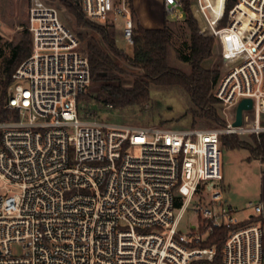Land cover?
<instances>
[{"label": "built area", "instance_id": "2783aa9c", "mask_svg": "<svg viewBox=\"0 0 264 264\" xmlns=\"http://www.w3.org/2000/svg\"><path fill=\"white\" fill-rule=\"evenodd\" d=\"M229 1L213 26L236 50L214 90L226 124L169 129L81 119L89 58L59 8L32 0L31 53L7 101L19 118L0 121V264H264V206L250 202L254 214L238 219L222 198L221 160L224 136L264 132V0H236L218 28ZM80 2L133 44L129 0ZM181 2L164 0L166 11ZM243 98L253 107L235 126ZM220 229L221 252L206 245Z\"/></svg>", "mask_w": 264, "mask_h": 264}, {"label": "trees", "instance_id": "16d2710c", "mask_svg": "<svg viewBox=\"0 0 264 264\" xmlns=\"http://www.w3.org/2000/svg\"><path fill=\"white\" fill-rule=\"evenodd\" d=\"M59 1L74 17L77 27H83L93 33H77L82 43L81 50L90 61L92 83L90 98L114 109L142 108L151 102L153 88L179 87L188 94L193 103L186 113L191 114L193 125L213 127L226 124L216 107L219 100L214 93L221 77L220 66L210 68L205 65V62L215 55L216 36L205 35L201 32L199 23L191 10V0L181 2L185 13L184 21L190 30V43L187 52L183 50L178 52L181 60L189 63V72L174 67L170 63L173 30L167 16L161 28H146L138 24L133 32V52L129 54L118 45V37L113 24L88 19L80 0ZM235 1L230 0L227 3L226 16L220 21L218 28L227 24L228 10ZM129 3L135 15L133 0H129ZM211 30L207 32H212ZM29 34L31 37L30 32ZM30 37L23 36L15 46H12L10 56L2 60L0 121L19 118L17 110L7 107L8 89L12 83V73L31 53L32 38ZM1 51L0 48V53ZM122 62L137 70L131 85L125 84L127 70ZM85 93L78 97V103ZM250 136L252 143L241 140V136L238 135L224 136L222 146L231 149H246L249 152L248 160H258L264 163V132ZM226 233L225 229L217 230L206 245L216 244L221 252Z\"/></svg>", "mask_w": 264, "mask_h": 264}, {"label": "rangeland", "instance_id": "374dc122", "mask_svg": "<svg viewBox=\"0 0 264 264\" xmlns=\"http://www.w3.org/2000/svg\"><path fill=\"white\" fill-rule=\"evenodd\" d=\"M47 1L59 8L62 20L76 34L79 32L93 34L91 30L77 27L74 17L59 0ZM31 2L32 0H0V48L2 50L0 53V66L2 60L6 56H10L12 46H15L23 36L27 35L28 38L30 37L28 10ZM191 10L199 23L201 32L205 35L216 36L215 55L211 60L206 61L205 65L210 68L219 65L222 76L228 68L229 59L236 53L235 48L230 43L229 36L226 33H216L214 28H212L224 10V0H191ZM167 16L173 30L170 63L174 67L189 72V63L182 61L178 54L181 50L187 52L188 44L190 43V30L184 21V10L182 7H178L175 13L169 12ZM107 23L111 24L110 22ZM209 26L212 28V32H207L209 31ZM114 28L118 37V45L127 53L132 54L133 45L124 39L121 27L114 25ZM102 44L104 45L103 42ZM122 64L127 70L125 84L131 85L137 70L124 62ZM91 88L92 83L81 97L79 103V115L83 120H99L117 125L164 127L169 129L208 127L201 124H192L191 114L186 113L193 106V103L188 94L179 87L172 89L153 88L151 91V102L147 106L124 109H114L90 98ZM216 107L219 113L222 114L223 105L218 102ZM240 139L253 142L251 136L248 135L242 136ZM134 152L136 153L137 149ZM247 154L248 150L243 148L231 151L227 146H222V175L225 176L222 198L227 201V204L240 210L239 214H237L239 220L247 219L249 215L254 214V209L247 208V206L249 202L258 203L260 199L259 191L261 185L258 174L264 170V166H260L259 161L248 162L245 159ZM229 183L231 184L230 187ZM210 200L211 194L208 192H204L199 197L201 205H207ZM190 217H192L191 212H188L182 224L184 225ZM259 220L263 225L264 231V215Z\"/></svg>", "mask_w": 264, "mask_h": 264}, {"label": "crops", "instance_id": "0c3cea01", "mask_svg": "<svg viewBox=\"0 0 264 264\" xmlns=\"http://www.w3.org/2000/svg\"><path fill=\"white\" fill-rule=\"evenodd\" d=\"M134 7L136 10V21L137 25L140 24L146 28H161L164 25V21L168 12L166 11L164 0H133ZM167 19L168 16H167ZM212 28L209 26V31ZM231 149V148H230ZM236 149H231L234 151ZM249 152L245 159L248 160ZM253 161V160H251ZM258 161V160H257ZM260 166H264V163L260 162ZM225 176H223V180ZM258 179L260 180V199L258 202L262 203L264 206V170L258 174ZM230 187V183L228 184ZM250 203V202H249Z\"/></svg>", "mask_w": 264, "mask_h": 264}, {"label": "water", "instance_id": "95a60500", "mask_svg": "<svg viewBox=\"0 0 264 264\" xmlns=\"http://www.w3.org/2000/svg\"><path fill=\"white\" fill-rule=\"evenodd\" d=\"M1 37V34H0ZM253 107V100L251 98H243L236 108V120L234 121L235 126H240L243 124V113L244 111H249Z\"/></svg>", "mask_w": 264, "mask_h": 264}]
</instances>
